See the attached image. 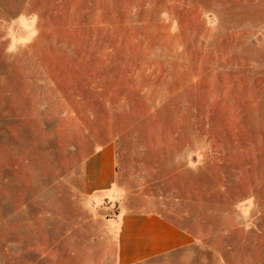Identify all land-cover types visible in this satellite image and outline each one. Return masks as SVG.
<instances>
[{
	"label": "rangeland",
	"instance_id": "1",
	"mask_svg": "<svg viewBox=\"0 0 264 264\" xmlns=\"http://www.w3.org/2000/svg\"><path fill=\"white\" fill-rule=\"evenodd\" d=\"M108 142L188 264H264V0H0V264H115L79 188Z\"/></svg>",
	"mask_w": 264,
	"mask_h": 264
},
{
	"label": "crops",
	"instance_id": "2",
	"mask_svg": "<svg viewBox=\"0 0 264 264\" xmlns=\"http://www.w3.org/2000/svg\"><path fill=\"white\" fill-rule=\"evenodd\" d=\"M117 177L115 148L109 142L97 145L79 166L80 192L102 208L99 244L114 247L115 264H188L194 236L161 213L116 199L122 191Z\"/></svg>",
	"mask_w": 264,
	"mask_h": 264
}]
</instances>
